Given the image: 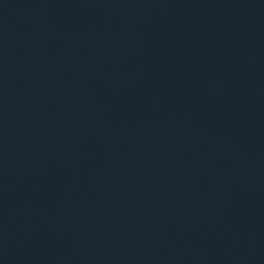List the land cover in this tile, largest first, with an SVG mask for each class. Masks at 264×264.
I'll list each match as a JSON object with an SVG mask.
<instances>
[{"label":"water","instance_id":"obj_1","mask_svg":"<svg viewBox=\"0 0 264 264\" xmlns=\"http://www.w3.org/2000/svg\"><path fill=\"white\" fill-rule=\"evenodd\" d=\"M0 264H264V0H0Z\"/></svg>","mask_w":264,"mask_h":264}]
</instances>
